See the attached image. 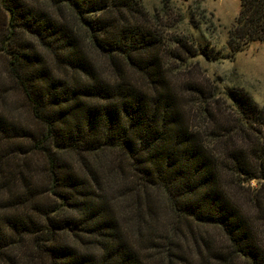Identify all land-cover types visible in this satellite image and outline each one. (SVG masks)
Instances as JSON below:
<instances>
[{
	"label": "trees",
	"instance_id": "16d2710c",
	"mask_svg": "<svg viewBox=\"0 0 264 264\" xmlns=\"http://www.w3.org/2000/svg\"><path fill=\"white\" fill-rule=\"evenodd\" d=\"M162 46L137 0H0V264H264V110Z\"/></svg>",
	"mask_w": 264,
	"mask_h": 264
},
{
	"label": "rangeland",
	"instance_id": "374dc122",
	"mask_svg": "<svg viewBox=\"0 0 264 264\" xmlns=\"http://www.w3.org/2000/svg\"><path fill=\"white\" fill-rule=\"evenodd\" d=\"M161 37L167 71L174 83L194 82L222 97L226 90H243L264 110V44L242 46L230 53L227 33L235 25L239 0H137ZM182 45L201 49L194 57ZM3 59L0 56V71ZM2 76V74H0ZM0 76V77H1ZM9 100L19 107L17 90L8 87ZM26 116L25 108L18 109ZM264 138V128L262 129ZM252 187H258L254 182Z\"/></svg>",
	"mask_w": 264,
	"mask_h": 264
}]
</instances>
